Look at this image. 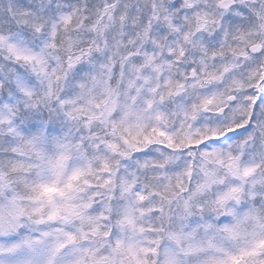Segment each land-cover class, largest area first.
Instances as JSON below:
<instances>
[{"label": "clouds", "instance_id": "clouds-1", "mask_svg": "<svg viewBox=\"0 0 264 264\" xmlns=\"http://www.w3.org/2000/svg\"><path fill=\"white\" fill-rule=\"evenodd\" d=\"M0 264H264V0H0Z\"/></svg>", "mask_w": 264, "mask_h": 264}]
</instances>
